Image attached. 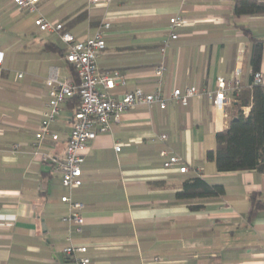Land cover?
Instances as JSON below:
<instances>
[{"label": "crops", "instance_id": "0c3cea01", "mask_svg": "<svg viewBox=\"0 0 264 264\" xmlns=\"http://www.w3.org/2000/svg\"><path fill=\"white\" fill-rule=\"evenodd\" d=\"M233 1L39 0L31 13L0 0V264H77L63 252L68 237L86 246L89 264H264V207L249 216L250 194L264 204V173L218 172L205 158L215 147V133L234 113L231 103L219 109L196 95L186 105H136L124 111L89 143L82 185L70 192L51 161L41 158V153L64 155L74 111L67 101L50 124L58 139L45 135L37 150L33 146L47 108L50 67L71 77L64 44L57 33L37 30V13L63 23L76 38L109 23L97 66L125 77L116 95L136 87L153 91V69L163 60L161 90L168 96L189 86L213 91L216 77L227 78L236 67L241 86L248 85L250 36L262 44L258 70L264 75V14L234 16ZM177 13L184 24L162 55L168 19ZM163 149L183 157L187 171L164 168ZM195 176L221 184L224 193L191 200L202 204L191 210L189 203L176 202L175 193ZM66 194L83 204L81 230L62 220Z\"/></svg>", "mask_w": 264, "mask_h": 264}, {"label": "built area", "instance_id": "2783aa9c", "mask_svg": "<svg viewBox=\"0 0 264 264\" xmlns=\"http://www.w3.org/2000/svg\"><path fill=\"white\" fill-rule=\"evenodd\" d=\"M19 9H26L34 13L37 11L39 0H12ZM96 2L98 0H91ZM111 0H103L108 5ZM184 16L177 13L168 19L167 34L160 45V53L164 55L166 48L171 41L178 37L177 30L184 24ZM33 24L39 32L57 33L60 41L64 44L63 59L70 64L76 72L77 81L69 77H60L58 68L51 66L45 79L48 86L47 108L43 113V119L35 133L34 148L37 150L41 140L45 135H49L53 140L58 139L57 133H52L50 124L58 114L60 105L68 99L77 96L79 103L72 112L71 125L67 140L65 142V152L61 158L49 156L41 153L43 161H51L54 168L60 172L61 184L69 192L82 185L81 165L85 159V153L89 143L95 139L98 133L107 132L111 124L118 122L124 111L136 106H152L157 104L160 108H166L171 102L186 105L189 98L196 95L206 96L213 106L223 109L230 104L232 95L238 93L241 87L240 67H236L229 77L217 76L216 88L213 91L198 90L194 86H189L183 90L174 88L168 96L162 94L161 82L166 69L164 61L161 60L154 67V75L157 77L156 88L151 92H145L142 88L136 87L132 90H123L120 96L115 93L117 85L126 84L125 77L118 70H108L100 72L97 66V59L104 50L106 43L103 32L109 27V23L101 22L91 35L84 38H76L70 31L64 28L63 23L53 21L38 14L33 19ZM2 55L0 54V64ZM19 77L22 73L18 74ZM252 83L261 85L264 97V75L260 70L253 72ZM246 107L242 108L246 114ZM166 135L160 136L165 139ZM114 148L118 151L119 145ZM163 158L164 168L176 167L178 172L184 173L188 166L183 157L176 152L163 149L159 152ZM66 202L68 210L63 215L62 220L68 224L75 223L76 229L81 230L84 224V217L80 210L83 204L73 200L69 194L61 197ZM68 244L64 246L63 252L71 256L77 264H89L90 258L86 254V246H77L67 238ZM157 259V258H155Z\"/></svg>", "mask_w": 264, "mask_h": 264}, {"label": "trees", "instance_id": "16d2710c", "mask_svg": "<svg viewBox=\"0 0 264 264\" xmlns=\"http://www.w3.org/2000/svg\"><path fill=\"white\" fill-rule=\"evenodd\" d=\"M234 16L262 15L264 14V2L256 0H234L232 6ZM248 32V30H245ZM250 66L251 73L258 70L261 60L262 44L258 39L250 36ZM49 46V45H48ZM71 78L77 81L76 72L68 64ZM67 103L75 110L79 99L74 96ZM231 106L234 113L231 114L225 129L215 133V147L207 150L205 158L215 162L218 172L255 170L264 173V97L261 85L252 83L241 86L238 93L232 95ZM249 106L246 114L242 107ZM224 188L221 184H211L206 179L195 176L185 179L181 189L176 191V202L189 203L194 199L216 198L222 196ZM250 218L264 207L257 195L250 194ZM191 210L202 208V204H190Z\"/></svg>", "mask_w": 264, "mask_h": 264}]
</instances>
